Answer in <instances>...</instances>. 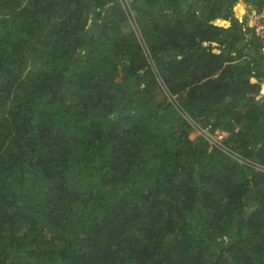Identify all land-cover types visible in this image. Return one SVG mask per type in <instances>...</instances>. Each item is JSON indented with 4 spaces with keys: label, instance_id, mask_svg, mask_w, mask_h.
<instances>
[{
    "label": "trees",
    "instance_id": "obj_1",
    "mask_svg": "<svg viewBox=\"0 0 264 264\" xmlns=\"http://www.w3.org/2000/svg\"><path fill=\"white\" fill-rule=\"evenodd\" d=\"M129 2L0 0V264H264L262 0Z\"/></svg>",
    "mask_w": 264,
    "mask_h": 264
},
{
    "label": "built area",
    "instance_id": "obj_2",
    "mask_svg": "<svg viewBox=\"0 0 264 264\" xmlns=\"http://www.w3.org/2000/svg\"><path fill=\"white\" fill-rule=\"evenodd\" d=\"M123 2L130 8L129 0H123ZM246 15L250 18V25L253 27L256 36L259 40V50L262 57V64L264 67V0H262V4L259 8L255 6H250L248 8ZM212 126L208 125L207 127L200 128L199 133L206 134L212 138V141L219 146L224 147V138L227 135L226 131H223L219 128L212 132Z\"/></svg>",
    "mask_w": 264,
    "mask_h": 264
},
{
    "label": "rangeland",
    "instance_id": "obj_3",
    "mask_svg": "<svg viewBox=\"0 0 264 264\" xmlns=\"http://www.w3.org/2000/svg\"><path fill=\"white\" fill-rule=\"evenodd\" d=\"M248 8H250V6L248 7ZM240 9H239V6H236V11H239ZM200 135V133H198L196 130H194V131H192V133H191V138L192 139H195L197 136H199Z\"/></svg>",
    "mask_w": 264,
    "mask_h": 264
},
{
    "label": "clouds",
    "instance_id": "obj_4",
    "mask_svg": "<svg viewBox=\"0 0 264 264\" xmlns=\"http://www.w3.org/2000/svg\"><path fill=\"white\" fill-rule=\"evenodd\" d=\"M248 7L249 6H247V10H248ZM235 10H236V8H235ZM247 10H246V12H247ZM238 14H240L241 13V10H239V11H236ZM261 55V54H260Z\"/></svg>",
    "mask_w": 264,
    "mask_h": 264
}]
</instances>
